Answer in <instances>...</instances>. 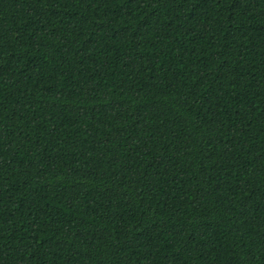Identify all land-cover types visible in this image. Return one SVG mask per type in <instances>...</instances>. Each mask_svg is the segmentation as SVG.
<instances>
[{
	"label": "trees",
	"instance_id": "obj_1",
	"mask_svg": "<svg viewBox=\"0 0 264 264\" xmlns=\"http://www.w3.org/2000/svg\"><path fill=\"white\" fill-rule=\"evenodd\" d=\"M0 264H264V0H0Z\"/></svg>",
	"mask_w": 264,
	"mask_h": 264
}]
</instances>
